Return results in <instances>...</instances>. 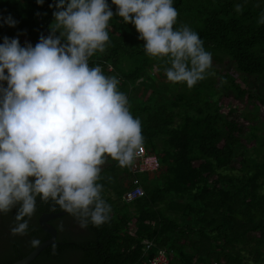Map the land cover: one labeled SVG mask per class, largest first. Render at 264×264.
I'll return each instance as SVG.
<instances>
[{
	"label": "trees",
	"instance_id": "1",
	"mask_svg": "<svg viewBox=\"0 0 264 264\" xmlns=\"http://www.w3.org/2000/svg\"><path fill=\"white\" fill-rule=\"evenodd\" d=\"M57 3L0 0V44L8 37L18 38L22 47L35 46L41 35L50 34L53 13L61 10ZM107 3L116 8L112 1ZM237 5L243 10L236 11ZM173 6L177 21L182 22L178 29L189 24L204 48L220 54L217 58L226 56L240 81L233 73L216 70L215 77H205L191 89L181 84L171 108L162 105L140 119L143 146L159 162L153 182L147 183L151 174L133 173L134 164L121 167L106 157L98 182L103 185L102 197L112 208L110 222L99 228L91 223L81 228L68 213L50 220L57 229L55 242L29 264H149L157 248L167 251V264H249L240 255L242 250L255 253L252 264H264V125L261 129L250 112H222L220 101L212 100L225 96L235 102L264 105V93L248 88L249 83L264 86V23H258L264 0H173ZM113 13L109 25L116 33L109 37L103 53L89 58V66L99 65L106 76L117 77L118 90L128 94V86L146 68L170 65L167 58L146 55L145 41L138 38L134 24ZM9 15L17 21L15 26L5 23ZM123 61L128 62L127 68L122 67ZM0 84L7 86L6 82ZM219 89L228 92L218 95ZM129 110L137 118V112L148 108L132 105ZM175 117L179 118L176 122ZM246 133L254 141L249 147L241 144ZM134 179L140 181L144 193L126 202L123 195L134 186ZM174 196L186 199L180 210L191 215L190 220L178 222L164 213L178 208ZM18 207L0 213V264H10L29 253L33 239L41 242L49 237L37 223L42 212L63 210L38 196L28 233L13 236L10 226ZM144 241L152 245L145 249ZM240 243L243 248L233 253L234 245ZM248 245L252 246L245 248Z\"/></svg>",
	"mask_w": 264,
	"mask_h": 264
},
{
	"label": "clouds",
	"instance_id": "2",
	"mask_svg": "<svg viewBox=\"0 0 264 264\" xmlns=\"http://www.w3.org/2000/svg\"><path fill=\"white\" fill-rule=\"evenodd\" d=\"M112 4L123 22L134 24L146 55L167 58L169 82L191 89L205 79L211 53L187 25L174 28L173 0ZM55 6L61 10L53 13L50 34L35 46L22 47L18 38L8 37L0 44V82L7 85L0 84V213L19 205L13 236L28 233L38 196L75 217L81 228L108 224L112 208L98 182L102 165L110 157L130 167L143 151L141 121L118 90V78L89 66V58L109 43L114 13L107 0H58ZM5 23L17 21L9 15ZM258 23H264V14ZM39 243L31 241L33 247Z\"/></svg>",
	"mask_w": 264,
	"mask_h": 264
},
{
	"label": "rangeland",
	"instance_id": "3",
	"mask_svg": "<svg viewBox=\"0 0 264 264\" xmlns=\"http://www.w3.org/2000/svg\"><path fill=\"white\" fill-rule=\"evenodd\" d=\"M112 1V0H107ZM113 12H116V8H111ZM117 17H115L116 19ZM181 21H177L174 25L175 29H178V25L181 24ZM189 28V24H185ZM116 33V30L112 28V26H108V34L109 37ZM206 51L211 53L212 56V67L208 70V74H206V77H215L216 73L215 71H220L221 73L224 72H230L233 73L232 75L235 77L237 81H240V75L234 70V67L231 65L228 60H226V56L222 58H217L216 55L220 54H213L212 51H209V49L205 48ZM122 67L127 68L128 62L123 61ZM107 69H111V67H107ZM258 88L254 87L253 83H249L248 88L250 90L255 91V93H264V86L263 84H257ZM129 92L128 94H125L128 98L129 106L132 105H138V106H144L148 108L147 111H139L137 112V118L144 119L148 113L155 112L160 106L165 105L167 108H171V102H173L174 96L177 94L179 90H181V84H173L169 82L165 75V69H158L154 67L146 68L144 71L140 73V76L135 79L129 86H128ZM227 90H218V95L226 94ZM230 93V92H229ZM212 100L220 101V109L222 112H228L230 109H235L236 112L240 115L250 112L251 114H255V117L257 119V122L259 123L261 129L264 125V105H258L253 104L252 102L247 103L246 100H236L233 101L231 98L227 99L225 96H223L221 99L213 97ZM255 103V102H254ZM178 108L175 107L174 110H177ZM236 113V114H237ZM178 117H175V122L178 120ZM245 124V131L248 130L247 122ZM254 141L252 140V137H249V133H246L244 137L241 139V144L244 146H251V144ZM154 174L147 176L148 182L152 183ZM125 183V182H124ZM107 192V191H106ZM108 193V192H107ZM110 195V194H109ZM185 198H180L177 196H174L173 202L174 207H178L177 209H167L164 210V213L170 216L171 218L175 219L178 222L186 221L191 219V215H187L185 212H181L180 207L185 202ZM129 210H133L132 204L129 203ZM255 237V235H252ZM192 238V237H191ZM193 239V238H192ZM246 239V236H245ZM254 241H252L253 243ZM254 244V243H253ZM248 245L245 248H248ZM243 248V243L234 245V249L232 252H237L238 250ZM185 251H189L188 249H184ZM240 255H244V262L247 261L249 264H252L253 256L255 253L248 252L247 250L239 251Z\"/></svg>",
	"mask_w": 264,
	"mask_h": 264
},
{
	"label": "built area",
	"instance_id": "4",
	"mask_svg": "<svg viewBox=\"0 0 264 264\" xmlns=\"http://www.w3.org/2000/svg\"><path fill=\"white\" fill-rule=\"evenodd\" d=\"M134 166L132 168L134 172H141L152 174L158 169L159 162L155 154L150 153L143 146V151L136 157L133 162ZM134 186L126 191L123 195V200L126 202H131L134 199L143 195V187L140 181L137 179L133 180ZM145 242V249L151 246L149 242ZM168 262V253L165 249L157 248L155 254L150 257L149 264H167Z\"/></svg>",
	"mask_w": 264,
	"mask_h": 264
},
{
	"label": "water",
	"instance_id": "5",
	"mask_svg": "<svg viewBox=\"0 0 264 264\" xmlns=\"http://www.w3.org/2000/svg\"><path fill=\"white\" fill-rule=\"evenodd\" d=\"M64 214H66L64 210L55 211V212L54 211L42 212L37 218V223L38 226L43 231L49 234V237L41 241L38 246L33 247L32 250L29 253H27L25 256L19 258L18 260L10 264H29L46 246L54 243L57 235V229L50 222V220L58 218Z\"/></svg>",
	"mask_w": 264,
	"mask_h": 264
}]
</instances>
